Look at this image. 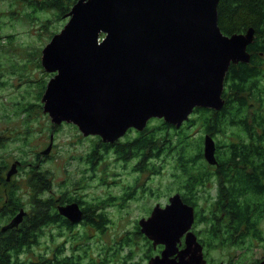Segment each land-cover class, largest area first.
I'll list each match as a JSON object with an SVG mask.
<instances>
[{"label": "water", "instance_id": "95a60500", "mask_svg": "<svg viewBox=\"0 0 264 264\" xmlns=\"http://www.w3.org/2000/svg\"><path fill=\"white\" fill-rule=\"evenodd\" d=\"M218 2L76 0L41 52L42 67L52 73L41 96L43 112L55 125L72 123L83 136L113 143L128 129L142 131L152 118L179 128L196 107L220 110L226 73L231 64L249 62L254 29L222 33ZM50 148L51 141L43 154ZM215 149L214 139L205 135L203 156L209 164L217 163ZM15 171L13 163L6 179ZM60 211L72 221L80 218L75 205ZM24 215L20 210L8 226H18ZM193 220V208L179 194L141 219L142 231L165 244L149 264H176L167 256ZM180 253L177 264L204 262L190 231Z\"/></svg>", "mask_w": 264, "mask_h": 264}, {"label": "flooded vegetation", "instance_id": "af4514ba", "mask_svg": "<svg viewBox=\"0 0 264 264\" xmlns=\"http://www.w3.org/2000/svg\"><path fill=\"white\" fill-rule=\"evenodd\" d=\"M262 113H264V108H262ZM191 114L196 113L193 111ZM248 120H252V114ZM131 131L136 132L137 130L128 129L124 136L113 143H105L99 136L89 135L96 136L97 145L101 144L88 149L85 157L80 155L78 160L82 163H77L73 168H61L50 172L48 194L53 215L50 227L46 229V232L51 229L50 237L52 238L49 247L51 259L49 264H149L151 259L161 256L165 244L154 243V240L142 231L139 221L149 218L154 208L166 207L174 194H179L181 201L193 208L194 220L191 227L176 240L175 252L167 256L170 262L176 264L181 262L180 252L186 248L188 231L195 235L196 242L201 247L204 262L199 264H258L264 261V218L260 221L259 228L217 226L221 222L215 214H210L209 209L210 204L216 202L218 197L217 186L220 182L216 169L218 162L209 164L203 156L206 162L203 166L201 164L191 165L188 160L182 159V143L186 144L188 140L186 134L182 140V123L177 132L179 136L177 149H180L179 182L175 183L173 190L169 187L167 194L161 187L159 178L163 175V169L169 156L171 157L168 145L162 149H117L119 144L125 142V138L131 134ZM200 133L203 135V141L205 135H210L204 130ZM166 135L169 141V133L166 132ZM211 137L214 139L213 136ZM245 139L248 144H251V135H246ZM102 143L111 146L105 149ZM227 150L221 149L220 151L226 152ZM245 150L248 153L247 174L253 173L254 178L259 177V181L264 183V169L260 172L252 170L251 161L254 160L250 154L253 149ZM259 151L263 154L260 157V166L264 167V149H259ZM41 155L46 154L41 153ZM56 155L52 157L55 159ZM111 155L114 170L109 168L108 159ZM41 158L44 159L42 156ZM14 163H16V171L9 179L5 176V181H0V186L3 187L0 192V237L7 236L8 231L12 229H18L28 212V208L22 207L18 208L15 214H10L7 201L12 183L18 184L15 190L17 197L25 201L27 196L25 182L12 179L20 170L19 161ZM39 168L46 170L42 164ZM188 168H194L193 174L190 175L192 180L190 182L184 180L182 184V174L186 177ZM172 173L170 172L169 176L174 179L175 176ZM120 177H124L125 181L122 182ZM116 186H121L120 192H116ZM213 187H215V196L211 198L209 190ZM162 198H165L164 202H160ZM71 205H75L80 212V218L76 221L70 220L60 211ZM20 210L25 212L22 221L18 226L10 228L8 225ZM139 211H141L140 215ZM133 214L136 216L132 225L129 226V218H132ZM209 218H213L214 227L207 226L210 224ZM223 249L227 250L226 256H211L212 252ZM1 252L0 247V256Z\"/></svg>", "mask_w": 264, "mask_h": 264}, {"label": "trees", "instance_id": "16d2710c", "mask_svg": "<svg viewBox=\"0 0 264 264\" xmlns=\"http://www.w3.org/2000/svg\"><path fill=\"white\" fill-rule=\"evenodd\" d=\"M75 1V0H74ZM71 3L64 4L63 0H45L42 7H55L57 15L65 14ZM41 5L39 8H42ZM218 26L222 33L231 35L246 31L248 27L254 29V39L247 49L251 55L249 63H239L230 65L226 76L225 84L227 91L222 93L225 98V105L220 110L196 107L194 112L196 117H189L185 124H182V140L189 126L198 120L201 128L216 137L217 133L225 134L227 129L235 126L232 137L223 142L215 141L216 157L218 162V175L220 182L217 186V201L210 204V214H215L219 221L217 226L223 228H259L260 221L264 218V183L259 181V177L254 178L253 173L247 174L248 153L245 149H253L251 164L254 172L264 169L260 166V157L263 156L259 149H264V113L262 104L259 106L262 93L259 82L264 78V0H219L218 6ZM44 88L42 89L43 93ZM257 101V107L249 109L247 100ZM252 105V104H251ZM252 114V120H248ZM142 131H136L135 136L125 139L119 144L117 149H162L166 145L171 146V139H166V132L176 129L171 124L158 120L159 125H149ZM55 128V125H53ZM261 130V133H260ZM162 131V132H161ZM225 132V133H224ZM162 133V134H160ZM251 135V144H248L245 137ZM189 137V135H188ZM101 144V143H100ZM99 144V145H100ZM103 144L105 149L111 145ZM93 145L92 148L99 146ZM188 149L182 146V159L188 160L192 165H205L202 147L195 149L193 142H188ZM221 149H228L221 152ZM179 150L168 149L173 159L172 174L179 182ZM243 150V151H242ZM220 151V152H219ZM41 153H35L39 157ZM46 157V155H45ZM27 172L25 173V189L27 198L23 203L22 198L16 196L18 184L12 183L8 201L10 214L16 213L18 208L28 206L22 223L18 229L8 231V235L0 237L1 256L0 264H22L19 256L25 252H32V257H28L27 264H49L50 257L42 253H34L32 248L40 245V239L44 236L46 229H49L52 222V206L49 198L50 173L47 170H40V164L36 161H26ZM182 164L183 160H182ZM3 164L0 165V181H5L2 173ZM191 171V172H190ZM194 168H188L187 176L182 174V184L184 180L190 182ZM184 186V185H183ZM212 219L209 218L207 226L214 227Z\"/></svg>", "mask_w": 264, "mask_h": 264}, {"label": "rangeland", "instance_id": "374dc122", "mask_svg": "<svg viewBox=\"0 0 264 264\" xmlns=\"http://www.w3.org/2000/svg\"><path fill=\"white\" fill-rule=\"evenodd\" d=\"M43 1L45 0H0V165L4 166V172L1 174L5 177L12 164L19 161L20 170L17 175L12 177L13 181H25L24 175L27 171L28 162L26 161L28 160L42 164L49 173L61 168L69 169L77 163H82L78 157L80 155L85 157L88 149L98 144L96 136H83L72 123L53 124L49 116L42 110V94L40 95V93L52 73L46 72L42 67L41 52L53 34L59 32L68 20L65 14L57 15L55 7H42ZM75 1L63 0V3L69 2L72 5ZM40 5L42 8H39ZM227 86L224 82L223 92L227 91ZM259 86L263 90L258 105L262 104L264 108V78L260 80ZM247 103L250 105V110L257 107V101L253 99H248ZM196 116V114L190 115L191 118ZM158 120L151 119L149 125H159ZM234 129L235 126H232L227 129V133L224 132L225 134L217 133L214 137L215 141L218 139L226 142L227 137H232L231 132ZM201 130L203 129L199 121L195 120L185 132L187 143L193 142L194 149L203 145ZM168 133L171 139L169 149H177L179 136L173 129H169ZM134 135L135 132L131 131L128 137L132 138ZM201 138L202 140H200ZM50 141L51 148L48 155L46 154L45 157L40 154L44 159L41 156L35 157V153H43L42 151L47 148ZM262 141L264 142V140ZM187 143H182V146L184 145L188 149ZM54 155H56L55 159L52 157ZM112 158L111 155L108 159L111 169H113ZM173 159L169 156L163 169V175L159 178L161 187L166 191V194L169 187L171 190L175 187V184L170 183H174L176 179L169 176L173 170ZM120 179L122 182L125 181L124 177H120ZM156 179L158 178L156 177ZM171 180L172 182H169ZM2 190L3 187L0 186V192ZM120 191L121 186H116V192ZM209 194L211 198L215 196V187L209 190ZM164 200L165 198H162L160 202H164ZM25 207L28 208L27 205ZM140 214L141 211H139ZM135 216L136 214H133L132 218H129V226L132 225ZM50 233L51 229L40 239L41 244L32 248L34 253H42L44 256L50 257L49 247L52 242ZM226 253L227 250L223 249L212 252L211 256H226ZM28 257H32V252H25L19 256L22 264H27Z\"/></svg>", "mask_w": 264, "mask_h": 264}]
</instances>
